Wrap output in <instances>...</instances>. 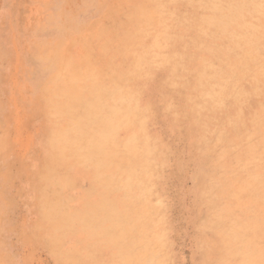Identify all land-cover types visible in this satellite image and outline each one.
I'll return each mask as SVG.
<instances>
[{
  "label": "rangeland",
  "instance_id": "obj_1",
  "mask_svg": "<svg viewBox=\"0 0 264 264\" xmlns=\"http://www.w3.org/2000/svg\"><path fill=\"white\" fill-rule=\"evenodd\" d=\"M0 264H264V0H0Z\"/></svg>",
  "mask_w": 264,
  "mask_h": 264
}]
</instances>
